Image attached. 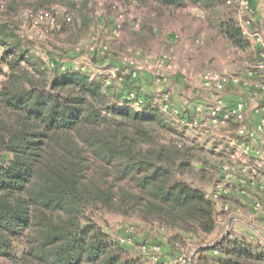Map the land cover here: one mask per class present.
<instances>
[{
    "label": "trees",
    "instance_id": "obj_1",
    "mask_svg": "<svg viewBox=\"0 0 264 264\" xmlns=\"http://www.w3.org/2000/svg\"><path fill=\"white\" fill-rule=\"evenodd\" d=\"M36 1L51 12L61 0ZM119 1L152 4L162 14L194 7L208 16L227 3ZM56 19L59 32L73 22L71 15ZM216 30L236 49L249 48L231 15ZM0 50V264H141L91 217L95 211L137 214L169 229L178 249L195 243L187 264H264L261 246L230 231L205 243L218 230L217 207L185 178L203 148L187 142L130 73L119 90L106 77L49 63L11 23H0Z\"/></svg>",
    "mask_w": 264,
    "mask_h": 264
},
{
    "label": "rangeland",
    "instance_id": "obj_2",
    "mask_svg": "<svg viewBox=\"0 0 264 264\" xmlns=\"http://www.w3.org/2000/svg\"><path fill=\"white\" fill-rule=\"evenodd\" d=\"M111 1L114 0L54 2L50 6L53 9L51 12L61 22L64 21L66 15L73 17L72 24L68 25L70 29L59 32L50 28L45 22L41 24L40 29L34 27L30 13L45 9L36 0H0V23H11L31 50L49 63L63 62L68 68L88 73L92 79L106 77L108 82L110 81L107 84L114 82L119 90L127 87L124 77L130 73V68L123 66L120 62L123 54L142 65L146 59L153 65L158 58L171 57V67L161 71L163 77L161 76L159 81L155 79L152 69L142 70L132 81L141 94L153 95L155 101L162 106L168 121L184 134L187 142L203 148L185 178L205 192L212 191L221 179L222 163L228 160L239 137L236 133L238 123L234 120L227 127L211 125L210 106L219 96H222L224 100L225 93L238 90V87L248 81L241 74V69H245L246 63L255 65L258 59L255 56L257 49L255 46L259 47L257 53H262L260 46L249 41V48L245 53L231 46V43L224 37H220L221 35L216 30L218 21L230 15L238 21L236 6L229 3L217 7L211 16L194 7L162 14L152 4L144 5L142 8L130 4L125 7L124 27L119 37H114V25L111 18L114 13L108 10ZM263 15L264 7L260 13L261 20L257 21L258 25L253 24V29L262 31L260 21ZM135 21H139L142 25L138 31L132 28V23ZM195 32L198 36L195 43L200 53L193 58L188 54V50L193 39L191 37ZM97 34H100L98 42L94 38ZM205 38L209 39L211 48L209 58H204L201 54L203 43L207 42ZM51 53L54 54L55 59L50 56ZM116 66L120 67V71L114 76L111 68ZM4 69L6 70L7 67L4 66ZM205 72L237 76L241 80L238 84L228 85L223 93H218L215 89L205 88L201 83L200 76ZM3 80L4 75L0 74V86ZM178 90L180 92H177ZM165 97L168 98L166 110L163 102ZM135 107L140 108V105L136 104ZM203 159L208 163L203 162ZM224 200L232 206L249 207V201L243 199L244 203H242L238 196ZM90 215L105 231L120 238L128 248L127 256L129 258L139 257L141 264H165L166 258L178 255L179 259L181 253L193 259L196 251L195 243L191 242L179 250L172 241L173 234L169 229L157 224L145 223L137 214L122 215L95 211L90 212ZM217 218L218 230L204 240L206 244L214 242L226 232L233 233L232 227H229L227 223V215L219 208H217ZM240 222L238 231L240 233L248 231L254 236L253 245L264 248L263 244L258 243L260 240L258 230L247 223ZM253 223L257 228L262 229L259 221ZM131 238L133 242H128ZM145 243L160 245L159 257L162 262H155L149 250L146 253L142 251Z\"/></svg>",
    "mask_w": 264,
    "mask_h": 264
},
{
    "label": "built area",
    "instance_id": "obj_3",
    "mask_svg": "<svg viewBox=\"0 0 264 264\" xmlns=\"http://www.w3.org/2000/svg\"><path fill=\"white\" fill-rule=\"evenodd\" d=\"M227 3L236 6L238 11V23L242 28L243 34L247 40L260 46L264 54V33L253 29L256 9L252 0H227ZM108 10L113 14L112 21L114 25V37H119L126 18L125 6L119 1L114 0L109 3ZM32 24L37 29L41 28L44 22L52 28H59V22L56 17L44 9L36 13H30ZM67 20H70L68 18ZM96 41L100 39V34L94 37ZM99 38V39H98ZM172 58L163 56L158 58L153 65L146 59L144 64L133 61L127 55L120 57L122 65L130 68V74L133 78L138 76L142 70H153V75L157 81L163 77L161 71L170 68ZM154 68V69H153ZM120 67H112L111 73L116 76ZM247 74L252 79L250 87L257 100L256 110L260 113V121L251 125L247 115V102L237 101L232 107H227L222 96H219L210 106V123L215 127H227L231 121L238 123L236 133L239 137L234 150L228 156V160L222 163L221 179L217 182L215 188L207 192L216 207L227 214V218H242L255 227L260 233L258 243L264 245V60L259 61L253 68L247 70ZM240 78L232 75H221L214 72H205L200 76V81L205 88L215 89L218 93H223L228 85L240 83ZM165 110L168 108V98L164 100ZM258 143L256 149L253 148L254 142ZM254 150V155L251 153ZM238 196L241 202L247 199L249 207L232 206L225 198ZM244 199V200H243ZM247 204V203H246ZM245 212V213H244ZM259 221L262 226L257 228L253 222ZM130 240V239H129ZM130 242V241H128ZM151 252L152 259L155 262H162L159 257L161 247L158 244H143L142 251ZM177 256H171L165 259V264H187L192 262V257H185L184 253ZM177 258V259H176Z\"/></svg>",
    "mask_w": 264,
    "mask_h": 264
},
{
    "label": "crops",
    "instance_id": "obj_4",
    "mask_svg": "<svg viewBox=\"0 0 264 264\" xmlns=\"http://www.w3.org/2000/svg\"><path fill=\"white\" fill-rule=\"evenodd\" d=\"M254 6H255V9H256V14H255V19H254V25H258L257 21L261 20L260 19V13H261V10L263 9L264 7V0H252ZM262 22L261 23V26H262V32L264 33V15H263V18H262ZM194 35L191 37L193 38L191 40V46L188 50V54H190L193 58L195 57V55H197L198 53H200V50L197 49L196 47V38L198 36H196V32L193 33ZM222 37V36H220ZM205 40L207 42H204L203 43V49L201 50V54L203 55L202 57L204 58H209L210 57V46H209V39L205 38ZM193 44V45H192ZM254 48V47H253ZM256 49V57L258 58L255 65L261 61V60H264V54L263 53H257L258 51V46H255ZM245 53H247V50L244 51ZM193 54V55H192ZM254 65V66H255ZM253 65H245V69H241V74L246 78V81L242 86L238 87V90L236 91H229L227 93L224 94V103L227 107H232L236 104L237 101H240V100H244L247 102V115L251 121V125H255L256 123H258L260 121V113L258 110H256V106H257V100L256 98L254 97L253 95V92H252V89L250 87V82L252 81V79H250V77L248 76L247 74V70L248 68H253L254 67ZM177 92H180L179 90ZM148 94V93H147ZM198 109H199V106H198ZM177 112H179L178 110H175ZM258 147V143L255 141L253 143V148L256 149ZM252 155H254V150L252 151L251 153V157ZM231 218L227 219V223H229V220ZM240 221L244 222V223H247V225L251 226L250 223L242 218H236L231 227H232V231H233V235L234 236H237V237H244L246 238V240L250 243V244H254L252 243L254 240V236L252 234H249L248 231H242L241 233L238 231V224L241 223ZM218 240V239H216ZM215 240V241H216ZM255 246V245H253ZM264 249V248H262ZM167 259V258H166Z\"/></svg>",
    "mask_w": 264,
    "mask_h": 264
},
{
    "label": "water",
    "instance_id": "obj_5",
    "mask_svg": "<svg viewBox=\"0 0 264 264\" xmlns=\"http://www.w3.org/2000/svg\"><path fill=\"white\" fill-rule=\"evenodd\" d=\"M236 218H231L230 220H229V223H228V225H229V227H231V225H232V223H233V221L235 220ZM227 234V232L226 233H224L218 240H216L213 244H215L216 242H218L219 240H221L225 235Z\"/></svg>",
    "mask_w": 264,
    "mask_h": 264
}]
</instances>
